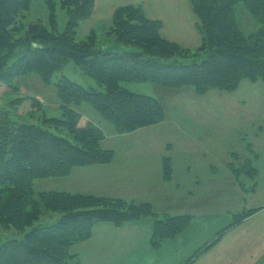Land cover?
Wrapping results in <instances>:
<instances>
[{
	"label": "trees",
	"instance_id": "trees-1",
	"mask_svg": "<svg viewBox=\"0 0 264 264\" xmlns=\"http://www.w3.org/2000/svg\"><path fill=\"white\" fill-rule=\"evenodd\" d=\"M33 1L0 0V96L13 91L15 79L30 73L39 74L50 84L54 74L70 61L105 91L63 76L56 83L63 102L62 116L47 118L43 125L13 120L9 110L0 106V227L13 226L20 231L31 227L23 237L0 245V264H81L80 256L70 248L90 238L96 223L121 226L156 216V212L150 202L35 189L36 179L67 176L77 166L114 159L115 152L102 145L103 129L72 105L91 104L118 133H125L163 121L165 106L159 98L135 92L123 82L146 81L167 88L192 86L197 94H205L212 88L236 90L243 80L264 79V0H191L202 37L194 50L165 38L162 22L148 17L141 5H120L108 33L120 44L132 47L122 52L102 47L94 30L85 38L78 37L80 22L92 15L95 0H60L68 17L63 31L54 20L50 27L42 20L20 22L19 17ZM46 2L52 12L54 0ZM240 4L257 21L255 31L247 33L239 25ZM32 99L14 100L15 113ZM228 166L239 182L245 183L241 176H246L252 182L250 189L255 188L259 169L252 159L240 167L232 162ZM165 175L171 176L169 159ZM258 209L236 214L234 222L196 250L185 264ZM44 210L60 215L52 223L34 225ZM192 219L189 213L155 219L152 245L160 248L166 239L184 231Z\"/></svg>",
	"mask_w": 264,
	"mask_h": 264
},
{
	"label": "rangeland",
	"instance_id": "rangeland-1",
	"mask_svg": "<svg viewBox=\"0 0 264 264\" xmlns=\"http://www.w3.org/2000/svg\"><path fill=\"white\" fill-rule=\"evenodd\" d=\"M54 3L55 9L51 12L46 0H34L31 8L19 17L20 22L29 24L42 20L50 27L54 20L59 31H63L68 19L67 12L61 7L60 0H54ZM242 5L240 4L237 12L239 25L245 32H253L258 28V23ZM105 22L104 19H95L92 15L82 20L78 28V37L85 38L95 30L102 47L120 52L130 50L132 47L120 44L115 36L108 33L109 28H106ZM192 48L196 49L195 46ZM63 76L86 87L105 91L104 86L86 74L74 61H70L54 74L50 84L45 83L37 73L18 77L14 80L13 91L0 96V106L9 110L13 120L20 122L43 125L47 118L61 117L63 102L56 83ZM123 85L135 92L152 95L162 100L165 106L164 120H166L155 127H143L119 134L115 126L91 104L84 102L79 106L75 104L72 106L103 129L106 137L102 142L103 147L118 150V153L127 151L136 157L151 155L150 153L157 155L161 152L174 154L176 166L174 177L175 182L180 185V190L168 193L174 194L173 196H166V193L161 191V188L167 184H163L160 175L136 176L134 179V182L138 181V185L142 183L141 180L149 179L150 184L145 181L147 184L145 187L150 189L148 196L152 198L150 203L156 212V216H147L152 223L157 218H164L168 212L189 213L193 216L191 223L182 231L184 233L181 239H175L173 247L179 249L185 246L183 249H190L191 254L194 253L206 242L211 243L215 240L219 231L234 222L236 214L248 211L264 201V79L243 80L236 90L212 88L205 94H197L192 86L167 88L146 81H128L123 82ZM24 97L33 98V104L25 102L26 104L19 108L18 115L15 113L13 101ZM140 138L145 139L144 142L151 141L149 146L145 143L141 144L143 139L140 142ZM250 142L255 145L251 150L247 148V146L251 147ZM169 143H172V149L168 148ZM255 149L258 151L256 152ZM205 152H210L211 157L216 160L214 162L218 171L216 176H210V173L208 175L204 160L198 159L199 155ZM255 153L260 154L259 161L257 157L255 158ZM196 154L199 155L195 157ZM190 156L197 163L198 169L195 175L201 176L205 184L203 190L202 187L195 186L197 177L188 175L185 171ZM248 158L255 160L254 164L261 168L257 194H251L252 182L246 176H241L245 182L241 183L228 168V163L232 162L234 166L240 167ZM56 181L50 178L36 179L35 189L43 191L58 188ZM132 181L130 185L134 183ZM194 188H197V191H194ZM59 215L58 212L44 210L41 218L34 225L52 223ZM255 220L258 221L255 218L243 225L232 226L227 230L230 232H226L227 235L220 242H217L218 239L213 243V247L204 249L203 254L200 253L202 256L195 264H209L216 260L222 262L221 264H264L262 252L264 239H259L257 235L255 239L251 235L252 232L258 233V230L251 227L252 224H256ZM30 229L31 227H28L25 231H20L13 226L0 227V245L11 238L23 237ZM253 242L256 243L258 252L254 249ZM248 250L259 254L258 257L251 260Z\"/></svg>",
	"mask_w": 264,
	"mask_h": 264
},
{
	"label": "crops",
	"instance_id": "crops-1",
	"mask_svg": "<svg viewBox=\"0 0 264 264\" xmlns=\"http://www.w3.org/2000/svg\"><path fill=\"white\" fill-rule=\"evenodd\" d=\"M124 4L141 5L148 17L160 20L162 22L161 33L168 40L177 42L191 49H194L192 48L193 46L198 48L201 44L202 40L198 27V18L192 8L191 0H95L92 17L95 19H104L107 24L106 28H109L115 9ZM159 123L146 127H155L158 126ZM141 139L143 138L139 139L140 142ZM144 141L145 139H143L141 144L145 143L149 146L151 141ZM249 144L251 145V149L255 146L252 142ZM167 146L169 149L173 147L172 143H169ZM104 148L112 149L108 147ZM112 150L115 152V156L109 163L77 166L73 168L71 173L67 176L50 177V179L57 180L56 182L58 185V188L51 189L124 198L138 203L150 202L152 201V198L148 196V191L150 189L149 187H145V185H147L146 182L149 183V179L141 180L142 183L139 185L137 184L138 181L134 182V179L136 176L148 177L149 175H160L163 179V184H167L161 188V191L165 192L166 196H173L174 194L169 195L168 193L180 190V185L175 182L174 177L176 170L174 154H165L161 152L157 155L150 153L151 155L144 154L136 157L133 153H127V151H119L118 153V150ZM255 150L256 152L258 151L257 149ZM198 155L199 154H196L195 157ZM255 158L259 161L260 154L258 153V156H255ZM166 159H169L171 165L170 178H166L165 175ZM189 159L190 160L187 161V166H185V171H187L188 175L194 176L198 166L192 156H190ZM198 159L201 161L204 160L208 175L210 173V176H216L218 173L217 166L214 163L216 160L211 157L210 152L200 154ZM258 169L259 176L257 177L255 188L251 190V194L258 193L260 182L258 178L261 175L260 166H258ZM195 177L197 178L195 179L196 185H194L202 187L203 190L205 184L200 178L201 176L195 175ZM131 180L134 182L132 185H130ZM156 187L160 188L158 186ZM194 191H197V188H194ZM253 208L259 209L246 217L237 226L243 225L249 220L251 221V219L254 220L256 218L258 221L255 220L254 222H256V224H252L251 227L258 230V233L252 232L251 235L255 239H257V235L259 239L262 240L264 239V201L259 202L257 206ZM168 213L165 215L178 214L176 211ZM152 229V220H149L147 216L139 220L127 222L121 226L101 221L94 226L90 238L73 244L70 250L80 256L81 264H185L193 256L192 254L195 253L191 254L192 251L190 249H183L185 246H181L179 249L173 247L176 242L175 239H181L184 232H181L175 238L166 239L160 248H155L151 242ZM226 232L221 238H218L219 240L217 242H220L230 231ZM252 245L258 252L256 243L253 242ZM211 246L213 247V244ZM262 250L264 253L263 248ZM248 252L251 256V260H255L259 255L251 250H248ZM201 256V254L198 255L189 264H195ZM221 263L222 262L219 260H216L209 264Z\"/></svg>",
	"mask_w": 264,
	"mask_h": 264
}]
</instances>
